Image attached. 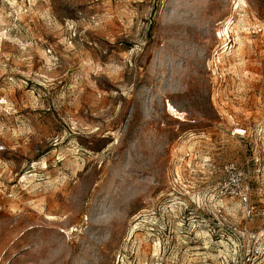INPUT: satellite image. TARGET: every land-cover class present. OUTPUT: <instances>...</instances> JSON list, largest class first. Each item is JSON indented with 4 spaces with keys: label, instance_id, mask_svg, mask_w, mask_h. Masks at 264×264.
Here are the masks:
<instances>
[{
    "label": "rangeland",
    "instance_id": "374dc122",
    "mask_svg": "<svg viewBox=\"0 0 264 264\" xmlns=\"http://www.w3.org/2000/svg\"><path fill=\"white\" fill-rule=\"evenodd\" d=\"M252 247L264 264V0H0V264Z\"/></svg>",
    "mask_w": 264,
    "mask_h": 264
},
{
    "label": "built area",
    "instance_id": "2783aa9c",
    "mask_svg": "<svg viewBox=\"0 0 264 264\" xmlns=\"http://www.w3.org/2000/svg\"><path fill=\"white\" fill-rule=\"evenodd\" d=\"M234 170V168H233ZM248 189L240 194V201L243 205L245 211V217L250 218L252 216V208L250 207L249 198L247 196ZM244 232H247L246 227H244ZM256 234H252V237H255ZM261 255V251L257 247H252L249 249L247 256L245 257L243 264H254L256 258Z\"/></svg>",
    "mask_w": 264,
    "mask_h": 264
},
{
    "label": "bare ground",
    "instance_id": "6f19581e",
    "mask_svg": "<svg viewBox=\"0 0 264 264\" xmlns=\"http://www.w3.org/2000/svg\"><path fill=\"white\" fill-rule=\"evenodd\" d=\"M227 28V27H226ZM227 33V32H226ZM227 36V35H226Z\"/></svg>",
    "mask_w": 264,
    "mask_h": 264
}]
</instances>
